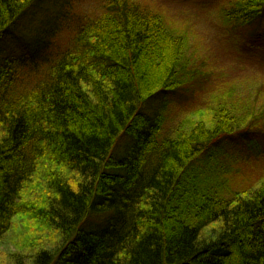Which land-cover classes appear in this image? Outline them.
I'll return each mask as SVG.
<instances>
[{
  "label": "trees",
  "instance_id": "16d2710c",
  "mask_svg": "<svg viewBox=\"0 0 264 264\" xmlns=\"http://www.w3.org/2000/svg\"><path fill=\"white\" fill-rule=\"evenodd\" d=\"M94 2L0 0V264H264V182L186 184L235 119L184 130L201 109L161 138L147 107L192 77L184 35L136 0Z\"/></svg>",
  "mask_w": 264,
  "mask_h": 264
},
{
  "label": "rangeland",
  "instance_id": "374dc122",
  "mask_svg": "<svg viewBox=\"0 0 264 264\" xmlns=\"http://www.w3.org/2000/svg\"><path fill=\"white\" fill-rule=\"evenodd\" d=\"M136 1L154 10L170 32L184 35L181 64L194 71L185 81V88L165 92L159 97L161 100L148 103L149 110L161 122V138L178 129L191 113L205 108V113L191 118L184 130L199 124L212 126L218 115L228 121L233 118L240 126V131L194 160L187 171L186 184L217 183L226 191L222 196L227 199L231 192L258 188L264 182V10L255 22H240L237 26L234 21H226L225 14L243 0ZM94 4V0H80V7ZM36 12L39 15L38 9ZM27 20L28 16L24 17L16 27V42L8 44L17 51L16 43L23 38L20 30L25 25L29 30L35 27ZM202 116L205 122H197ZM91 222V226H96L98 219ZM22 232L26 229L20 221L11 235ZM8 248L0 246V252L7 253Z\"/></svg>",
  "mask_w": 264,
  "mask_h": 264
}]
</instances>
